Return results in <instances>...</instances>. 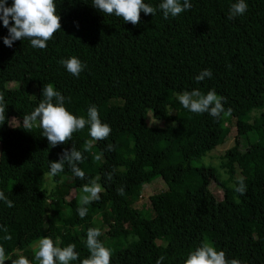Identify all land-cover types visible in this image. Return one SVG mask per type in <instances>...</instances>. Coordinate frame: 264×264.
<instances>
[{"label":"trees","instance_id":"16d2710c","mask_svg":"<svg viewBox=\"0 0 264 264\" xmlns=\"http://www.w3.org/2000/svg\"><path fill=\"white\" fill-rule=\"evenodd\" d=\"M55 2L62 28L45 49L33 48L27 38L6 46L8 28L0 20V95L6 105L0 120V191L13 202L8 207L0 200L5 264L24 249L30 264H39L35 252L44 237L58 247L75 244L79 259L70 264H81L90 255L88 229L96 227L102 231L98 239L112 250L110 264H156L161 256L162 264H184L203 242L225 251L229 260L264 264V0H245V14L231 20L237 0H190V10L167 19L159 8L162 0H145L156 14L141 12L137 25L100 12L93 0ZM12 3L8 0V6ZM72 56L86 64L79 77L60 63ZM204 69L212 70L211 78L197 82ZM48 83L77 117L88 119L95 106L112 129L109 137L85 151L92 139L86 125L53 148L42 128L25 129L24 116L39 105ZM193 89L204 94L215 89L231 114L213 117L185 109L178 96ZM149 113L166 125L151 127ZM13 118L17 125L11 124ZM227 124L235 126L237 136L223 156V168L233 184L243 178L246 191L237 193L217 180L224 189L220 200L198 164L221 146ZM73 144L83 153L78 166L85 178L65 163L64 171L51 177L54 183L68 179L64 192L46 188L42 178L50 162ZM109 144L114 150H107ZM97 177L100 198L84 205L87 214L81 218L83 185ZM157 179L167 189L150 198L152 211L133 208L131 202ZM72 190L76 195L68 200ZM134 223L142 237L130 242ZM161 237L169 242L159 243Z\"/></svg>","mask_w":264,"mask_h":264},{"label":"clouds","instance_id":"9594fccd","mask_svg":"<svg viewBox=\"0 0 264 264\" xmlns=\"http://www.w3.org/2000/svg\"><path fill=\"white\" fill-rule=\"evenodd\" d=\"M93 7L100 12L118 17H122L125 23L137 25L141 20V12L144 14H156V8L145 3V0H93ZM192 7L190 0H162L159 8L162 10L164 18L169 16L177 17ZM248 5L245 0H237L230 7L228 19L245 14ZM0 20L3 26L8 28V36L3 38L6 46L12 47L17 40L27 38L31 46L37 49H45L47 42L51 40L54 34L62 28L61 16L57 13L55 0H13L11 6H8V0H0ZM14 21V23H12ZM69 73L79 77L80 73L86 68L79 58L72 56L60 62ZM212 70L204 69L195 77L197 82L203 81L206 77L211 78ZM43 99L37 107L30 113L25 114L23 127L30 129L35 122L39 120V127L43 129L42 135L47 138L51 147L67 143L71 140L73 133L83 130L89 125V135L92 138L85 144V151L93 146V141L104 140L109 137L112 129L109 124L102 122L99 118L98 109L91 106L88 110V119L83 116L77 117L72 114L65 106V97L53 84L48 83L43 87ZM179 102L185 109L192 113H208L213 117H220L221 113L231 114V109L225 112L223 102L226 100L211 89L207 94L199 89L184 91L178 96ZM6 105L4 97L0 95V120L5 119ZM15 120V118H13ZM175 124V123H173ZM107 150H114V146L109 144ZM84 159L83 153L72 145L71 150L65 149L60 155L58 161H51L50 171L44 173V179L47 180L64 171V165L67 163L75 176L81 180L85 178V172L78 166ZM96 160L100 156L95 157ZM112 173L107 174V179L111 180ZM99 177L91 179L89 183L84 184L81 197V205L77 212L81 218L87 214L88 205L94 200H98L102 191V186L98 182ZM235 192L244 194L246 185L243 178H240L237 184L231 185ZM123 194L124 189L117 190ZM0 200L6 202L8 207H13V202L9 200L3 191H0ZM102 235L100 228H89L87 232L86 246L90 255L83 259L81 264H110L112 250L105 246L98 237ZM6 239H11L6 236ZM38 250L35 252V259L39 264H70L79 259L75 244H69L66 247H58L50 237L41 238L38 242ZM165 257L161 256L156 264H162ZM5 249L0 246V264H5ZM11 264H30L27 257L20 255L18 259L11 261ZM184 264H242L239 259H227L223 250H217L209 242H203L198 248L190 252Z\"/></svg>","mask_w":264,"mask_h":264},{"label":"rangeland","instance_id":"374dc122","mask_svg":"<svg viewBox=\"0 0 264 264\" xmlns=\"http://www.w3.org/2000/svg\"><path fill=\"white\" fill-rule=\"evenodd\" d=\"M33 91V97H35L37 95V89L36 86H33L32 88ZM148 123L151 127H164L166 125V123L161 122V121H157L154 119L153 114L149 113L148 114ZM12 125H17L18 122L16 120H12L11 122ZM38 123L35 122V124L33 125V127H37ZM236 136H237V130L235 128V126L233 125H228L225 128L224 132H223V142L221 144V146L219 148H217L215 151L209 153L205 158H203L201 160V162L198 164V166H203L202 168V176L204 177L205 183L206 185L209 187V189L215 194V196L222 200L224 198V189L223 187L217 182V180L226 183L227 186L231 187V185H233L232 182H230L229 180V175L227 174V171L223 168V156L226 153V151H228L235 143L236 140ZM2 153V147L0 145V162L2 159L1 156ZM240 174L239 172L236 175V178H239ZM43 182L46 184L45 187L51 190L53 188H55L56 186L59 189L60 192H64L65 188L63 187V183L68 182V179L63 177L61 178L60 182L58 183H54L52 181V178H49L47 180L44 179V177L42 178ZM47 185V186H46ZM167 189L166 184L162 181V179H157L154 181V183L148 187H146L143 192L141 197L139 198V200L137 201H133L131 202V206L135 209L138 210H144V211H152V207L150 204V198L158 193H161L163 191H165ZM76 192L74 190L69 192V196H68V200L72 199L73 197H75ZM53 202H56L55 198H52ZM60 209H62L63 211L67 212V208L66 205H60ZM97 224H101L100 220H96ZM54 226L53 222H49L47 224L48 229H52V227ZM133 231L129 232L130 238L129 241H133L135 239H138L140 237H142V230L141 228L134 223L132 226ZM125 228L127 230H130V225H126ZM105 229H103L104 231ZM161 242V244H167L169 242V239L167 237H161L159 240V243ZM24 250H20L18 252H16L14 255L9 256L10 259L16 258L18 259L20 255H24Z\"/></svg>","mask_w":264,"mask_h":264}]
</instances>
